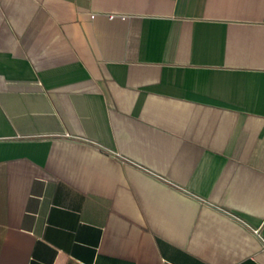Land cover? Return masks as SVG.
I'll return each mask as SVG.
<instances>
[{"label": "crops", "instance_id": "0c3cea01", "mask_svg": "<svg viewBox=\"0 0 264 264\" xmlns=\"http://www.w3.org/2000/svg\"><path fill=\"white\" fill-rule=\"evenodd\" d=\"M0 264H264V0H0Z\"/></svg>", "mask_w": 264, "mask_h": 264}, {"label": "built area", "instance_id": "2783aa9c", "mask_svg": "<svg viewBox=\"0 0 264 264\" xmlns=\"http://www.w3.org/2000/svg\"><path fill=\"white\" fill-rule=\"evenodd\" d=\"M114 15H112V17H113ZM123 17H125V16H123Z\"/></svg>", "mask_w": 264, "mask_h": 264}]
</instances>
